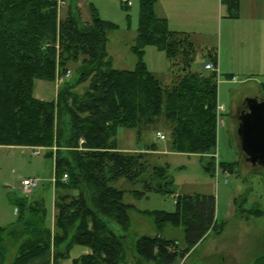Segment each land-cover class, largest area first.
I'll return each mask as SVG.
<instances>
[{
	"label": "trees",
	"instance_id": "16d2710c",
	"mask_svg": "<svg viewBox=\"0 0 264 264\" xmlns=\"http://www.w3.org/2000/svg\"><path fill=\"white\" fill-rule=\"evenodd\" d=\"M62 1L67 8L61 17L57 0H0V146L71 150L69 158L57 156L54 161L53 231L45 224L41 201L14 199L18 218L0 227V264L8 254L6 237L17 246L11 264H56L75 245L91 253L72 264H119L126 258L130 264H172L209 230L221 233L214 198L177 195L173 212H147L158 229L167 224L183 229V249L161 235L142 236L133 247L128 245L126 235L114 225L127 231L128 212L134 206L124 203V192L110 184L120 179L140 183L142 190L136 194L141 196L162 192L167 181L159 177L162 168L148 160L153 145L143 152L122 151L115 137L118 128L134 130L138 140L147 132L165 129L171 150L207 158L210 167L217 147L216 74L187 71L185 57L169 85L148 73L145 46L164 52L173 65L188 47L186 35L170 31L155 15V0H139L132 70L112 67L107 53L108 35L115 29L112 23L100 19L93 7L91 21L82 22L77 7ZM210 62L217 65L214 58ZM71 65H77L78 76L73 82L64 81L55 100L34 97L36 80L54 82ZM85 83L82 94L74 91ZM62 117L68 120L65 137ZM45 156L51 159L52 152ZM63 243L65 253H57ZM254 264H264V257Z\"/></svg>",
	"mask_w": 264,
	"mask_h": 264
},
{
	"label": "rangeland",
	"instance_id": "374dc122",
	"mask_svg": "<svg viewBox=\"0 0 264 264\" xmlns=\"http://www.w3.org/2000/svg\"><path fill=\"white\" fill-rule=\"evenodd\" d=\"M192 1L191 6L187 4V8L179 7L178 14H175L180 19L182 15L188 23L184 27L188 28L186 33L188 47L178 57L177 65L175 61L173 65L164 52L152 45L144 47L143 61L148 73L163 85L171 84L178 75V68L182 67L179 64L182 57L188 61L186 68L189 72L207 73L204 65L212 58L221 63L222 67L218 73L217 103L225 108V121L217 129L216 157L213 155V158H210L213 160H210L211 166L208 167L207 158L171 150L168 131L165 129L147 132L141 140H138L134 130L118 128L115 137L118 148L145 150L150 145L154 146L153 149L156 148L157 153H150L148 160L151 166L162 168L159 170V177L165 178L167 182L162 192H151L141 196L136 194V191L142 190L140 183L131 184L120 179L110 185L124 192V203L132 204L140 211L173 212L174 198L170 194L171 191L181 196L213 197L215 221L218 224L223 223L222 233L220 235L209 233L186 257L177 259L172 264H253L259 257H264V169L252 166L243 158L231 114L247 99L258 97V94L262 97L264 93L263 91L261 93V90L258 93V87L254 83L257 82L258 86L262 87L264 76L244 68L241 57L236 59L237 55L251 53L249 49H237V41H240V37L237 39L239 27L245 23L254 5L256 10L261 8L257 12L254 11L255 17L264 19V0H220L222 5L219 2V5L212 3L215 0ZM68 2L71 7H77L82 22L91 21V7H93L100 19L115 26V29L109 33L107 42V53L112 67L117 70H132L135 57L131 47L139 23V0H131L129 7L122 0H68ZM66 8L67 3L64 1L57 5L61 17ZM164 8L167 14H171L170 10L174 9L167 6ZM169 17L174 24L184 25L179 23L177 17ZM250 42L249 39L251 46ZM68 71L70 77L66 80L73 82L78 76L77 65L69 66ZM86 86L87 83L81 84L74 91L82 94ZM56 93L55 80L34 82L35 98L52 100ZM67 121L65 117L59 120L64 137L68 135ZM156 132L163 134L165 140L156 139ZM44 148L41 155L34 156L31 147L0 146V227H7L17 221L14 199L41 201L46 214L45 224L48 228L51 227L55 192L52 182L54 161L57 156L69 158L71 150L57 151L54 147ZM50 151L51 159L45 156ZM221 163L225 164L227 170H223ZM28 178L38 179L39 186L25 193L21 189V182ZM238 208L249 211V216L247 218L236 216L235 211ZM145 219L147 223L138 225L134 233L128 230L119 231L120 234L126 235L128 245L133 247L138 237L152 234V219L149 217ZM131 227L135 229L132 220ZM166 227L170 228L169 234L167 232L169 228L165 231L166 236L175 240L179 248L183 249L185 244L182 228L170 225ZM4 246L8 249L4 264H11L16 256L17 246L7 237L4 239ZM126 254L127 257L130 256V253ZM60 263L66 264V261ZM124 263L130 264L128 258Z\"/></svg>",
	"mask_w": 264,
	"mask_h": 264
},
{
	"label": "crops",
	"instance_id": "0c3cea01",
	"mask_svg": "<svg viewBox=\"0 0 264 264\" xmlns=\"http://www.w3.org/2000/svg\"><path fill=\"white\" fill-rule=\"evenodd\" d=\"M208 1H212V0H208ZM218 2L220 3V5H222L220 0H215V2L212 1V3H214L215 5H219ZM187 4L189 6H191V4H193V1L192 0H155V4H154L155 15L159 19H162V20H164L166 22L167 28L170 31L176 32V33H179V34L183 33L182 35H186V33H188L187 32L188 28H184L188 24L186 19H184L183 16L181 15V19H182L181 20L175 14H178V8L179 7H183L184 6L185 8H187ZM166 6L174 8V9L170 10L171 14H167L165 12V8L164 7H166ZM260 9L261 8L256 10L255 9V5H254L253 8H252V12L250 13L249 17L246 19L245 23L239 27L240 30H239V34H238L239 36L237 37V39L240 37V41L239 40L237 41L238 42V48L237 49H245V50L249 49V51H251V53H245L244 55L243 54L242 55H237L236 59L238 60L241 57V61H242V64H243L242 66L244 68H249L253 72L262 74L264 76V37H260L262 35L264 36V19L263 18L260 19V18H256L255 17V12L259 11ZM167 11H168V13H170L169 10H167ZM187 13H188V10H187ZM169 16L177 17L180 20L179 23H181V24L184 23L185 26L184 25H178L176 23L174 24ZM249 39L251 40V42H250L251 46L249 45ZM252 39H253V41H252ZM248 45H249V47H247ZM216 64H217L216 66H217L218 73H219L220 68L222 67V65H221V63L219 64L217 60H216ZM252 82H254V81H252ZM254 83L258 87V93H260V86H258L257 82H254ZM261 84H264V83H261ZM55 87H56V84H55ZM55 99H56V96H55L54 100ZM39 100H42V99H39ZM42 101H51V100H42ZM118 149L122 150V151H133V152H143L144 151V149L143 150H136V149H131V150L128 149V150H126V149H121V148H118ZM154 150L155 151H151L150 153L151 154H156L157 153L156 148ZM234 200H235V203H236V199H234ZM244 201L246 202V200H244ZM130 205H132V204H130ZM153 211H156V210H153ZM157 211H159V210H157ZM147 212H150V211H148V210L140 211V210H137L135 207H134V209L130 210L128 212V217H129L128 231L134 233V231L136 230V227L138 225L139 226L140 225H145V223H147L145 218L149 217V218L152 219V226H153L152 227V231L153 232H152V234L150 236L161 235L162 237H164V238H166L168 240H173L171 238H168L166 236V234H165V231L169 227H166V225H164L161 229H158L156 227V225H155L153 217L150 216L149 214H147ZM248 212L249 211H246V210L242 209V210L235 211V214H236V216H238L240 218H247L249 216ZM15 213L17 214L16 210H15ZM54 215H55V208H54V199H53L51 227H50L51 231H53ZM131 220H132V223L134 224V228H135L134 230L131 227ZM219 224H221L222 231H223V227H224L223 223H219ZM167 225H169V224H167ZM114 227L117 229L118 232L122 231L120 229V227H118L116 225H114ZM169 231H170V228L167 230L168 234L170 233ZM182 231H183V229H182ZM222 231H221V233H222ZM209 233H212V230H209L204 235V237H206ZM142 236H146V235H142ZM142 236H140V237H142ZM140 237H138V238H140ZM204 237L201 240H203ZM201 240L199 242H201ZM65 249H66V243H63L60 246H58L55 249V251H57V253H65ZM53 251L54 250H52V252ZM72 252H76V254L73 255ZM189 252L185 255V257L189 254ZM90 253H91L90 249H88V248H86L84 246L75 245V246H72L69 249V251L67 252L66 258L65 259H61V260L59 259L56 262V264H61L60 261H66V264H72L73 260L79 259L81 256L89 255ZM119 264H121V263H119ZM122 264H125V263L122 262ZM148 264H154V263L150 262Z\"/></svg>",
	"mask_w": 264,
	"mask_h": 264
},
{
	"label": "water",
	"instance_id": "95a60500",
	"mask_svg": "<svg viewBox=\"0 0 264 264\" xmlns=\"http://www.w3.org/2000/svg\"><path fill=\"white\" fill-rule=\"evenodd\" d=\"M236 136L243 158L264 169V98L245 101V111L238 118Z\"/></svg>",
	"mask_w": 264,
	"mask_h": 264
},
{
	"label": "built area",
	"instance_id": "2783aa9c",
	"mask_svg": "<svg viewBox=\"0 0 264 264\" xmlns=\"http://www.w3.org/2000/svg\"><path fill=\"white\" fill-rule=\"evenodd\" d=\"M123 3H125L127 6L131 5V0H122ZM57 3L59 5V3H63L62 0H57ZM48 46L47 44L44 45V47ZM204 70H206L207 72L210 73H215L217 75V82H218V69L217 66L214 65L213 63L209 62L206 63L204 65ZM70 77V71H67L66 74L64 76H58L56 75L55 78V84H56V88L58 89L66 79H68ZM225 121V108L218 104L216 105V127L218 129L219 126L223 125ZM155 137L159 140H165V136L163 134H161L160 132H157L155 134ZM80 144L83 143V140L79 141ZM33 149V155L34 156H39L41 154L42 151L45 150L44 147H34ZM214 157H216V154H214ZM216 164H217V158H216ZM216 171H217V165H216ZM54 177L52 178V182H54ZM67 180V176L64 175L62 178V181H66ZM39 186V180L38 179H24L21 182V189L25 192V193H29L32 189H35ZM174 198V204L176 202V195L173 196Z\"/></svg>",
	"mask_w": 264,
	"mask_h": 264
},
{
	"label": "flooded vegetation",
	"instance_id": "af4514ba",
	"mask_svg": "<svg viewBox=\"0 0 264 264\" xmlns=\"http://www.w3.org/2000/svg\"><path fill=\"white\" fill-rule=\"evenodd\" d=\"M258 96H259V94H258ZM244 111H245V101L242 103V105L240 107H238L236 109L235 112H233L231 114V121L234 122L236 129H237V125H238V118Z\"/></svg>",
	"mask_w": 264,
	"mask_h": 264
}]
</instances>
